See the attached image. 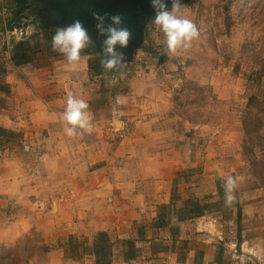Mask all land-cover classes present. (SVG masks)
Instances as JSON below:
<instances>
[{"label":"crops","instance_id":"1","mask_svg":"<svg viewBox=\"0 0 264 264\" xmlns=\"http://www.w3.org/2000/svg\"><path fill=\"white\" fill-rule=\"evenodd\" d=\"M17 1L0 4V85L10 91L0 100L14 106L0 112V264H129L125 241L136 243V259L221 264L217 248L197 236L198 219L182 212L194 190L184 187L180 171L197 165L176 152L189 122L171 115L166 95L156 98L162 88L131 83L129 67L119 76L92 72L86 48L73 71L63 56L50 63L42 48L17 58L19 46L32 41L3 33L7 4ZM69 93L89 104L91 134L65 135L60 115ZM161 120L169 129L142 130ZM163 213L161 227L155 221ZM102 233L111 243L105 257L93 253Z\"/></svg>","mask_w":264,"mask_h":264},{"label":"rangeland","instance_id":"2","mask_svg":"<svg viewBox=\"0 0 264 264\" xmlns=\"http://www.w3.org/2000/svg\"><path fill=\"white\" fill-rule=\"evenodd\" d=\"M109 1L82 0L77 4L81 9H76L65 0L64 11H58L60 3L55 0H18L14 7L9 2L3 33L13 31L32 39L19 46L20 60L26 59L28 51L39 55L42 48L46 60L53 63L62 54L52 50V40L38 37L52 35L76 20L83 23L81 10ZM58 12H65V18ZM155 14L139 18V28L136 24L130 27L131 33L138 32V41L116 74H124L129 67L125 77L131 83L157 85L156 92L162 88L163 94L156 98L166 95L171 100V115L189 122L190 132L180 140L179 149L176 145L173 149L182 161L197 163L180 171L184 187L194 190L186 195V199L191 198L183 205L191 207L199 201L211 204L209 212L195 217L200 231L197 236L216 247L217 254L221 252V264H264V0L181 3L177 15L191 20L200 35L190 48L179 49L174 55L165 53V38L154 24ZM88 34L90 58H103L102 49ZM44 39L45 45L41 44ZM13 109L10 101L0 100L2 114ZM162 122L142 126V130L169 129ZM30 148L25 146L24 150ZM228 176L237 179L238 187L233 204L225 206L222 185ZM239 233L241 246L237 245Z\"/></svg>","mask_w":264,"mask_h":264},{"label":"clouds","instance_id":"3","mask_svg":"<svg viewBox=\"0 0 264 264\" xmlns=\"http://www.w3.org/2000/svg\"><path fill=\"white\" fill-rule=\"evenodd\" d=\"M155 10L154 24L164 35L165 53L176 54L179 49H188L193 40L199 38V30L196 25L187 18L177 15L181 8L180 0H171L172 8L168 10L165 0H151ZM93 18L97 21L96 29L100 36L106 37L102 41L103 56L102 67L110 74L120 72L124 63L122 52L116 51L117 46L126 48L131 37L128 28L122 26V17H111L110 24L105 26V17L93 13ZM92 43L87 30L79 20L71 25L56 30L52 37L51 47L54 52L62 54L66 60V68L69 71L75 70L81 59V51ZM116 105L124 102V97H115ZM89 104L82 98H77L69 93L66 97V107L60 115L64 124V133L68 137L91 134L93 132L92 115ZM112 115L119 117L118 108H113ZM117 125L123 126L122 121L117 119ZM224 191L225 206H230L235 201L234 195L238 183L233 176H228L222 185Z\"/></svg>","mask_w":264,"mask_h":264},{"label":"water","instance_id":"4","mask_svg":"<svg viewBox=\"0 0 264 264\" xmlns=\"http://www.w3.org/2000/svg\"><path fill=\"white\" fill-rule=\"evenodd\" d=\"M191 0H180V3L190 2ZM166 7L172 6L171 0H165ZM152 7L151 0H112L107 4L94 5L91 10H85L81 13L85 18L82 23L83 27L89 32L98 48L102 49V41L106 37H102L98 34L96 29L97 21L93 18V13H96L102 17H105V26L107 27L111 22V17L120 16L122 17V26L130 29L133 25H137L136 28L141 26L139 24V18H145L147 15L154 12ZM85 22V23H84ZM130 40L126 48L121 49L117 46L116 51L122 52L124 55V63H127L126 60L130 58L132 48L138 41V32L136 29L131 33Z\"/></svg>","mask_w":264,"mask_h":264},{"label":"trees","instance_id":"5","mask_svg":"<svg viewBox=\"0 0 264 264\" xmlns=\"http://www.w3.org/2000/svg\"><path fill=\"white\" fill-rule=\"evenodd\" d=\"M54 34L55 33H53L52 35L49 34L45 37L51 41ZM102 61H103V58H101L100 55L93 56V58L90 61V68L92 72L96 74H102V72L104 71V68L102 67ZM0 92L10 93V91L7 90V88L3 85H0ZM5 133L6 131L0 128V135L5 134ZM176 201L177 200L174 197V199L171 202V207L176 203ZM193 201H199V200H193ZM166 208L167 207H163L164 210H166ZM209 210H211V204L206 205L202 203L201 201H199L197 203L192 202L191 207L185 205L182 209V212H183V215H188V218L192 219V218L200 217L204 215V213L209 212ZM166 218H167V214L163 213L157 218L155 223H157L158 225L160 224L161 227H164L165 226L164 221H166ZM241 218H242V215L240 211V213L238 214V223ZM124 244L128 247L129 259L130 260L136 259L140 253V250L136 247V243L134 241H125ZM237 245L241 246V234L240 233L238 234ZM110 248H111V243L109 241L108 236L103 233L99 234L96 237V244L94 246L93 253L96 254L97 256L104 255L105 257L106 254L108 253V249Z\"/></svg>","mask_w":264,"mask_h":264},{"label":"flooded vegetation","instance_id":"6","mask_svg":"<svg viewBox=\"0 0 264 264\" xmlns=\"http://www.w3.org/2000/svg\"><path fill=\"white\" fill-rule=\"evenodd\" d=\"M70 1V3H72L74 5V7L77 9H81L79 5V2H81L82 0H67ZM60 3V6H58V11H64V2L65 0H55V3ZM78 4V5H77ZM61 14L62 18H65V12H58ZM67 19V17H66Z\"/></svg>","mask_w":264,"mask_h":264},{"label":"built area","instance_id":"7","mask_svg":"<svg viewBox=\"0 0 264 264\" xmlns=\"http://www.w3.org/2000/svg\"><path fill=\"white\" fill-rule=\"evenodd\" d=\"M4 0H0V4L3 3ZM154 261L152 260H145V259H135L131 260L129 264H157L153 263Z\"/></svg>","mask_w":264,"mask_h":264}]
</instances>
